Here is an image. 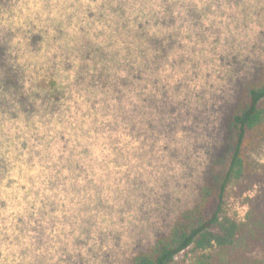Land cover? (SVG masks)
I'll use <instances>...</instances> for the list:
<instances>
[{"label":"rangeland","instance_id":"1","mask_svg":"<svg viewBox=\"0 0 264 264\" xmlns=\"http://www.w3.org/2000/svg\"><path fill=\"white\" fill-rule=\"evenodd\" d=\"M102 1L0 0V154L9 160L0 177L3 256L22 248L42 264H131L195 204L203 184L222 179L232 116L264 74V0H127L131 25L155 15L141 43L112 35L106 18L97 21ZM83 39L111 42L121 78L129 65L140 71L137 85H114L125 94L122 106L97 81L54 113L37 112L28 122L6 113L17 104L13 91L43 94L59 81L62 61L78 66ZM87 93L93 129L72 139L79 114L91 122L75 114ZM60 155L63 165L49 169ZM246 157V187L233 184L226 206L239 222L264 198V128L249 138ZM39 197L40 229L32 231L31 220L20 231L19 219L22 228ZM263 243L252 255L264 261ZM194 261L188 251L171 264Z\"/></svg>","mask_w":264,"mask_h":264},{"label":"trees","instance_id":"2","mask_svg":"<svg viewBox=\"0 0 264 264\" xmlns=\"http://www.w3.org/2000/svg\"><path fill=\"white\" fill-rule=\"evenodd\" d=\"M141 0H134L139 2ZM144 3V2H142ZM146 3V1H145ZM100 5L96 6L99 17L106 18L110 23L113 34H123L132 37L141 43V39L145 38L144 27L149 21L155 19V15L134 19L135 24L131 25L130 19L127 17L126 6L130 4L127 0H103ZM108 8V9H107ZM96 11V12H97ZM104 11V12H103ZM142 14L141 9H133V12ZM128 19V20H127ZM129 21V22H128ZM83 39L79 44V64L74 66L69 60L60 63L62 70L58 71L59 81L53 80L54 87L39 92L31 91L28 94L18 90L10 93L17 103L6 110L10 116L17 117L21 114L26 117L25 121H31L30 117L36 115L43 116L45 113H54L56 109L67 105L75 96L86 89H93V83L102 82L106 87L103 95L105 98H115L119 106L124 99V92L114 85L123 86L137 85L134 81L141 77L138 69L129 65V72L121 78L115 72V67H120L122 58L118 56L119 52H111V42L106 45H99L96 42L85 41ZM110 44V45H109ZM106 47V48H105ZM130 53L131 48H128ZM136 59V58H134ZM91 60V61H89ZM136 63L135 60H132ZM91 63V65H90ZM111 85V86H110ZM108 88V89H107ZM88 95V93L86 94ZM35 98L40 99V107L37 108ZM89 95L81 102L74 103L76 105V115L81 114L88 116L91 122H86L83 117L79 118L77 127L74 129L75 135L72 139L90 135L93 121V104L89 103ZM90 106L85 110L82 108ZM122 106V104L120 105ZM66 106L65 108H69ZM103 107V106H102ZM104 112H106L104 107ZM4 114L3 110L0 111ZM264 128V74L260 80L249 84L243 92L241 104L232 116V136L234 144L227 167L222 179L217 184L205 183L199 190V198L195 204L185 209L177 217L170 229L160 235L154 243L145 251L136 254L131 264H171L175 257L182 253L191 251L195 254L194 264H264V261L253 256L255 251L254 244L264 241V198L255 199L256 203L251 209L248 222H239L233 218L227 211V200L230 187L233 184L240 185L244 189L248 172V164L246 157V148L249 138L256 132ZM93 129V128H92ZM71 139V140H72ZM27 143V142H26ZM23 147L26 144L23 143ZM34 146H31V150ZM73 149H69L73 153ZM63 156L60 155L57 161L51 163L49 169H58L63 165ZM6 155L0 154V177L5 171L8 162ZM243 190H239L241 194ZM40 195V192H37ZM41 197V195H40ZM33 201L31 204L35 207L31 213L26 215V224L21 228L19 224L24 217L19 219L18 227L20 231L27 228L29 222L33 220L35 226L32 231L37 232L40 229L41 219L44 217V210L36 205L38 201L42 202V198ZM43 204V203H42ZM38 245L40 243L38 241ZM262 246V245H261ZM264 248V243L263 246ZM264 250H261L263 252ZM29 249L18 248L14 256L0 254V264H42V258L38 256L37 261L29 259Z\"/></svg>","mask_w":264,"mask_h":264}]
</instances>
